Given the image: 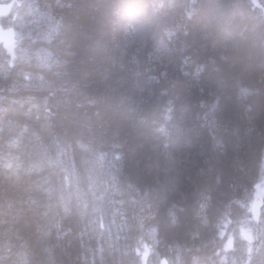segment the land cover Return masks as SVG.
Returning <instances> with one entry per match:
<instances>
[{"label": "clouds", "instance_id": "9594fccd", "mask_svg": "<svg viewBox=\"0 0 264 264\" xmlns=\"http://www.w3.org/2000/svg\"><path fill=\"white\" fill-rule=\"evenodd\" d=\"M0 264H264V0H0Z\"/></svg>", "mask_w": 264, "mask_h": 264}]
</instances>
